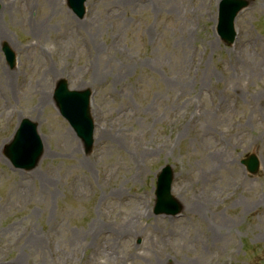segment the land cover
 <instances>
[{
	"label": "rangeland",
	"instance_id": "obj_1",
	"mask_svg": "<svg viewBox=\"0 0 264 264\" xmlns=\"http://www.w3.org/2000/svg\"><path fill=\"white\" fill-rule=\"evenodd\" d=\"M217 1L86 0L77 18L65 0H0V264H264V0L238 13L232 46ZM61 78L92 90L94 137L121 144L84 152L53 105ZM22 117L44 144L30 170L3 154ZM164 164L178 216L152 212Z\"/></svg>",
	"mask_w": 264,
	"mask_h": 264
},
{
	"label": "water",
	"instance_id": "obj_2",
	"mask_svg": "<svg viewBox=\"0 0 264 264\" xmlns=\"http://www.w3.org/2000/svg\"><path fill=\"white\" fill-rule=\"evenodd\" d=\"M68 2L69 5L73 8L74 12L81 16L83 12L81 3L82 0H69ZM240 6L241 5H233L231 0H222L221 2L219 32L226 42L232 41V21L235 13L239 10ZM223 24L227 27L226 34L221 33ZM4 51L7 55L8 62L10 64H13L12 52L7 47H4ZM88 94V91H85L84 93L68 92L65 89V85L61 84L58 87L57 93L55 95V100L61 113L85 141H87L88 139L87 128L90 124V117L88 113ZM74 95H79V97L74 98ZM77 99L79 101H77ZM86 124L88 125L86 126ZM21 127L25 128V132H22L23 129L20 128L15 133L12 141H10V143L6 145L5 151L13 162L18 163H20L19 161H22L24 159L25 153L28 152L30 155H32L29 162V164L32 162V167L37 162L38 156L41 152L40 144L37 141V135L33 124H22ZM244 162L250 171L256 170L257 160L253 155L248 156L247 159L244 160ZM164 178L165 181L161 183L160 181H162ZM170 180L171 170L169 169V167H166L158 178V182H160L161 186L164 187L162 191H158V201L175 203L168 192ZM173 207L174 208L171 210L172 212L179 210V207L177 205H174Z\"/></svg>",
	"mask_w": 264,
	"mask_h": 264
},
{
	"label": "bare ground",
	"instance_id": "obj_3",
	"mask_svg": "<svg viewBox=\"0 0 264 264\" xmlns=\"http://www.w3.org/2000/svg\"><path fill=\"white\" fill-rule=\"evenodd\" d=\"M129 2H130V0H129ZM32 31L34 33H36L35 32V28ZM0 40H3L1 35H0ZM102 71H104V70H101V72ZM98 76H99V74L97 72L94 75L93 79H95ZM5 80H10V73L9 72H6V78H5ZM47 99H48V97H46L45 102H47ZM106 139H109L110 141H112V142H114L116 144H121L122 141H123V138L120 135H114V134L106 135L104 131H100L99 133H96L95 134V140L97 142H103ZM46 183L48 184L46 186H49L50 185V183L48 182V180L46 181ZM185 208H187L189 211H195L196 213H200L202 211V206H201V204L199 202H195L193 204H186L185 205ZM132 226H134V224L133 225H131V224H123V225H121V228L117 229V232H119L118 237L119 238L126 237V235L133 229ZM84 238H85V235L81 231L73 232V233H71V243L70 244L73 245L75 242H77V241H79L81 239L83 240ZM39 244L40 243L38 241H34L32 239H29V240H26L24 242V244L22 245V247L23 248H26V246H27L28 248H33L35 251H37V250L40 249ZM156 262H158V263L159 262L164 263L165 260L158 259Z\"/></svg>",
	"mask_w": 264,
	"mask_h": 264
}]
</instances>
